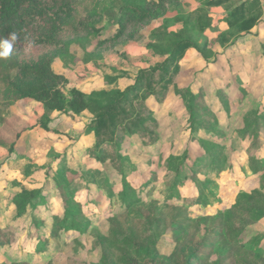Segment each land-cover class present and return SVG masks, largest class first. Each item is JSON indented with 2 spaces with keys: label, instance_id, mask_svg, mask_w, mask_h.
<instances>
[{
  "label": "rangeland",
  "instance_id": "rangeland-1",
  "mask_svg": "<svg viewBox=\"0 0 264 264\" xmlns=\"http://www.w3.org/2000/svg\"><path fill=\"white\" fill-rule=\"evenodd\" d=\"M159 1L38 0L30 7L27 39L9 49L0 70V225L11 226L12 232L22 227L12 196L43 189L63 160L84 171L79 178L68 173V178L92 218V230L64 235L66 243L56 247L48 264H106V259L123 264V256L125 264H264V216L259 221L234 218L241 243L208 238L209 257H197L215 218H226L241 196L258 198L253 205L244 203V209L264 213V149L247 159L250 139L239 133L264 115V0H167L163 15L110 41L120 31L124 7ZM250 2L255 3V27L250 32L230 27L225 18ZM174 33L194 45L171 68L169 83L154 84V92L143 91L134 101L128 115L149 118L140 133L119 124L104 131L105 138L114 134V140L98 145L93 134H85L95 118L90 111L54 113L46 131L40 126L42 103H8L3 90V77L16 75L20 63L49 57L53 70L67 79L62 85L66 95L73 88L86 94L123 92L142 70L167 59L153 46L165 47L160 38ZM101 40L110 42L100 46ZM159 74L153 82L159 83ZM189 91L202 95L199 105L207 112L196 131L187 107ZM199 140L219 149L209 153ZM185 152L189 159L178 176V194L170 197L163 179H174L175 173L161 172L170 157ZM124 171L134 176L132 186L140 198L130 206L119 196ZM60 205L59 198L51 199L56 213ZM44 207L41 211L50 218L52 212ZM184 211L190 221L180 225L177 219ZM260 235L263 239L250 247ZM33 247V242L0 247V263L10 257L25 263Z\"/></svg>",
  "mask_w": 264,
  "mask_h": 264
},
{
  "label": "trees",
  "instance_id": "trees-1",
  "mask_svg": "<svg viewBox=\"0 0 264 264\" xmlns=\"http://www.w3.org/2000/svg\"><path fill=\"white\" fill-rule=\"evenodd\" d=\"M38 0H0V70L4 67L6 56L9 49L19 48L28 37V20L31 15L30 7ZM167 0H160L158 4L145 6H131L128 5L122 9V15L119 19L121 28L119 33L114 37L116 41L124 36V33L129 28L146 23L156 19L164 14L165 2ZM224 0H219L223 2ZM218 2V3H219ZM255 3L250 2L237 7L228 17V25L232 28L241 27L243 31L250 32L256 25V20L253 16V9ZM178 34H165L160 38V45L153 46L155 51L161 55H168L167 59L157 68L149 70H142L136 79L134 86L129 87L123 92H100L86 94L76 88L69 91L66 95L62 90V85L67 82V79L53 70V60L49 57H42L32 61H24L18 65V73L14 76L7 75L3 77V90L8 93V103L14 100H34L42 103L45 113L41 119L40 126L50 131L49 123L51 122L52 114L67 113L74 116H79L85 111H90L95 118L92 123L87 126L85 134L94 135L97 139L98 145L114 140L115 135L111 138H105L104 131L120 124L130 130L133 134L140 133L145 128V123L148 117L139 116L133 119L128 115L129 110L134 107L135 100L140 98L143 91H155L154 84L162 82L169 83L168 76L172 74L171 68L176 65L177 61L181 59L186 51L194 44L190 38L179 39ZM52 41V40H51ZM108 40H101L98 44L104 46ZM49 43V41H47ZM5 68V67H4ZM160 72L159 83L153 82V76ZM170 73V74H169ZM144 97V96H143ZM188 112L190 114L191 127L193 131L199 129L201 120L199 117H207V112L203 111L199 102L202 100L201 94H193L188 92L186 97ZM264 125V115L257 118V122L253 124H246L239 133L247 135L250 139V144L245 151V157L252 159L254 154L264 149V134L261 125ZM199 125V126H197ZM112 131V130H111ZM114 133V131H113ZM177 136L179 131L176 130ZM112 134V133H111ZM136 134V133H135ZM134 138V137H133ZM202 146H206L207 152L214 153L218 146L208 143L209 141L199 140ZM15 144H13L14 146ZM98 148L100 146H97ZM106 154H104L105 156ZM189 155L185 152L182 157L172 156L169 159L168 165L161 172V175L175 173L174 179L165 177L163 181L167 184L170 190V197H175L178 194V184L180 182L178 176L182 173L186 165ZM260 164V162H259ZM61 167L56 172L57 174L49 179L48 185L43 189L37 191H23L12 196L11 201L16 207V220H23L22 227L16 228L14 232L10 230L11 226L2 227L0 225V247L9 246L11 244L34 243L32 252L28 254V264H48L49 258L53 256L56 247L66 243L64 235L70 233H79L82 236L87 235L92 230V218L89 213H85V203L76 200L77 191L71 187L72 180L68 178V173L78 176L83 175V168L80 166H67L66 161L61 162ZM235 165V164H234ZM241 167V165H239ZM262 168H256L255 172H260ZM134 176L127 174L124 171V179L122 183V191L119 192L120 198L127 206L133 205L139 201L136 189L132 186ZM149 184V183H147ZM52 192V193H51ZM59 198L61 200L60 213H56L51 206V199ZM249 196H241L238 199L237 205L230 210L226 218L216 217L214 220L213 231L203 240V245L200 247L201 251L197 257L208 258L207 251H212L211 243L207 239L215 240L229 238L236 246L241 240V233H237V223L234 218L238 216H245L259 221L264 216L262 211H255L244 209V203L255 204L258 198ZM200 199H195L194 203L199 204ZM47 206L52 212L50 218H45L41 208ZM46 210V209H45ZM181 218L178 217L180 225L184 222L190 221L188 219L187 211L183 212ZM205 220V218H204ZM209 220V219H206ZM236 223V224H235ZM21 237L23 238L21 240ZM20 239V240H19ZM263 236L260 235L254 238L250 243H259ZM217 240V241H218ZM229 242V243H231ZM36 243V244H35ZM124 243V239H123ZM159 240L157 242V245ZM233 245V244H232ZM233 247V246H232ZM145 250L149 253L148 248ZM230 251V250H229ZM59 252V251H58ZM57 252V253H58ZM194 251L190 257H194ZM124 257V256H123ZM121 258V262L125 264V259ZM106 264H109L106 259ZM173 262V260L171 261ZM22 261H16L10 257L9 261L1 262L0 264H25Z\"/></svg>",
  "mask_w": 264,
  "mask_h": 264
}]
</instances>
